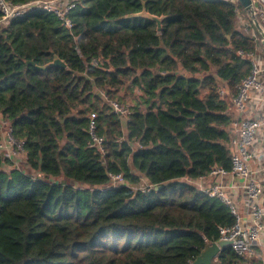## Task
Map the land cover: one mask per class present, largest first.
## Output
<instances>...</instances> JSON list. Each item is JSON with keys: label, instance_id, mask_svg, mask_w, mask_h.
Segmentation results:
<instances>
[{"label": "trees", "instance_id": "1", "mask_svg": "<svg viewBox=\"0 0 264 264\" xmlns=\"http://www.w3.org/2000/svg\"><path fill=\"white\" fill-rule=\"evenodd\" d=\"M144 8L164 17L160 31L135 16ZM239 10L248 13L229 0H81L71 29L42 11L0 29V115L27 153L23 170L0 153V264H191L220 240L235 215L180 179L232 168L231 101L219 87L236 95L253 68L246 55L264 49ZM55 57L66 67H46ZM136 88L129 120L101 94L121 102ZM92 114L103 152L90 146ZM110 174L124 183L106 188ZM142 178L163 187L137 190ZM213 264L264 258L229 245Z\"/></svg>", "mask_w": 264, "mask_h": 264}, {"label": "built area", "instance_id": "2", "mask_svg": "<svg viewBox=\"0 0 264 264\" xmlns=\"http://www.w3.org/2000/svg\"><path fill=\"white\" fill-rule=\"evenodd\" d=\"M81 0H34L26 4H13L9 0H0V29L7 27L12 20L28 15L34 11L53 13L61 24L71 29L74 25L71 17L73 10ZM237 3L238 0H229ZM255 16H260L264 22V0H252ZM242 10L238 11V16ZM250 16L249 12L247 13ZM253 20V19H252ZM254 22V20H253ZM250 25L249 23L246 24ZM264 30V27H262ZM261 34V33H260ZM263 39L261 35V40ZM252 61L251 73L242 80L236 95L232 96L226 85L219 87V94L222 99L230 97L232 121L228 127L231 138L229 149L232 155V168L216 166L211 171L196 179L181 178L180 180L195 185L201 192L216 197L226 204L236 217V222L230 227L221 228L220 240H227L230 246L240 255L251 258L259 247L264 232V206L260 200L264 195V184L259 178V172L262 169H254L252 162L256 156V136L258 130L264 126V120L248 116L245 113L248 102L252 97L253 91L264 93V84L262 75L264 67L257 54L246 55ZM98 63L97 61H95ZM106 102L111 106L114 113L119 114L126 120L130 119L132 114V105L128 102L121 103L119 100L110 99L101 92ZM96 115H91L89 133L91 135L90 146L104 151V139L96 134ZM0 153L3 157L12 162L8 167H17L23 170L27 167L26 150L23 140H18L13 134V128L9 121L0 115ZM136 146H140L137 144ZM7 168V167H5ZM33 173V171H32ZM35 175V174H33ZM232 175L242 179V185L239 186L243 195L246 207L249 209L250 216L244 220L240 215L239 204L230 193L236 186L229 183L228 176ZM124 183L122 174H110V181L106 188H115ZM79 189L84 188L83 184H75ZM154 186L149 184L144 178L140 182L137 190L147 191ZM155 188V187H154Z\"/></svg>", "mask_w": 264, "mask_h": 264}, {"label": "crops", "instance_id": "3", "mask_svg": "<svg viewBox=\"0 0 264 264\" xmlns=\"http://www.w3.org/2000/svg\"><path fill=\"white\" fill-rule=\"evenodd\" d=\"M256 54L264 67V49L260 48ZM262 79L264 84V73L262 75ZM244 114L264 120V93L253 91L252 97L247 104L246 111ZM255 146H256V156L254 161L252 162V167L257 170L262 169V171L259 172L258 176L260 180L263 181L264 184V126L261 127L257 132ZM227 180L229 181L230 184L236 186L235 189H231L230 193L233 195L234 199L239 204L241 217L244 220L248 219L250 216L249 209L246 207L244 203L243 195L239 188V186L242 185V179L229 175ZM260 204L264 206V195L260 200ZM258 249L261 250L262 257L264 258V232L262 233V240Z\"/></svg>", "mask_w": 264, "mask_h": 264}, {"label": "water", "instance_id": "4", "mask_svg": "<svg viewBox=\"0 0 264 264\" xmlns=\"http://www.w3.org/2000/svg\"><path fill=\"white\" fill-rule=\"evenodd\" d=\"M240 4L244 7V9L249 12L250 16L255 20L254 10H253V4L252 0H238ZM136 17L141 16L145 18L152 19L157 22V30L160 31L162 28V22L164 17L163 16H156L153 14H150L145 8L142 12L135 14ZM256 27L258 28L259 32L261 33L263 39L262 44L264 45V30L263 28L258 24V22L254 21ZM63 66L66 67V64L63 60H61L59 57H55L53 62L49 63L48 66ZM163 186L159 185L156 186L155 189L159 190ZM230 242L227 240H219V241H213L209 242L205 248L202 250L201 254L191 263V264H213V261L218 257L219 253L225 246H229Z\"/></svg>", "mask_w": 264, "mask_h": 264}, {"label": "rangeland", "instance_id": "5", "mask_svg": "<svg viewBox=\"0 0 264 264\" xmlns=\"http://www.w3.org/2000/svg\"><path fill=\"white\" fill-rule=\"evenodd\" d=\"M253 18L251 16H248V14H245L244 12H241L240 13V17H239V25L240 26H243V27H246V28H253V25H255V22H253L252 20ZM256 22H258V24L261 26V27H264V22L262 21V19L260 18V16H256L255 17V20ZM250 24V25H246V24ZM256 26V25H255ZM258 29V28H257ZM253 32L255 31L254 29L252 30ZM136 91V95L135 94H132L130 91H124L122 92V98L124 100H121V103H130L132 106L137 103V99L139 98V90L136 88L135 89Z\"/></svg>", "mask_w": 264, "mask_h": 264}]
</instances>
